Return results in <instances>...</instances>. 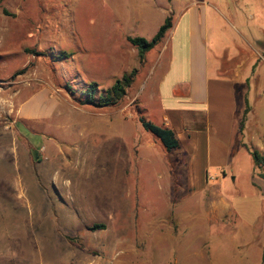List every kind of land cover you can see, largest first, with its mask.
<instances>
[{
	"label": "rangeland",
	"instance_id": "rangeland-1",
	"mask_svg": "<svg viewBox=\"0 0 264 264\" xmlns=\"http://www.w3.org/2000/svg\"><path fill=\"white\" fill-rule=\"evenodd\" d=\"M193 9L212 71L240 83L236 151L196 186L115 123L145 116L167 63L160 44L142 63L128 38L151 40ZM134 70L118 105L86 104L91 83L98 101ZM40 91L60 101L44 125L20 118ZM253 150L264 155V0H0V264H264Z\"/></svg>",
	"mask_w": 264,
	"mask_h": 264
},
{
	"label": "crops",
	"instance_id": "crops-1",
	"mask_svg": "<svg viewBox=\"0 0 264 264\" xmlns=\"http://www.w3.org/2000/svg\"><path fill=\"white\" fill-rule=\"evenodd\" d=\"M193 11L174 18L172 28L160 43L167 63L157 67L160 77L156 90L144 104V117L173 130L180 147L167 151L151 132L143 128L138 116L136 120L120 116L115 123L121 137H147L148 145L159 150L154 161L168 172L176 171L184 180L189 171L190 183L196 186L197 177L205 179L213 164L229 165L230 156L236 151L235 118L240 83L226 77L217 65L212 71L205 24ZM243 85V89L248 90L244 93L246 99L250 87ZM48 100L53 108L46 104ZM59 103L54 95L48 92L44 95L40 91L22 105L20 118L42 125L51 123ZM71 116L76 118L74 113ZM131 152V159L138 158L136 150ZM220 170L224 171V168Z\"/></svg>",
	"mask_w": 264,
	"mask_h": 264
},
{
	"label": "trees",
	"instance_id": "trees-1",
	"mask_svg": "<svg viewBox=\"0 0 264 264\" xmlns=\"http://www.w3.org/2000/svg\"><path fill=\"white\" fill-rule=\"evenodd\" d=\"M7 14V11H5ZM173 26V18L168 16L163 25L159 28L158 32L151 40H147L143 37H129L128 41L131 45L137 48L139 53V58L141 62H145L147 53L159 45L165 38L167 32ZM72 55L67 52H62L59 56L60 60L68 59ZM137 71L134 70L130 74H124L122 78L117 79L115 84L106 91V95L101 94L99 100H96V94L98 91L97 83H91L88 90L85 93L86 104L93 105L96 108H108L119 104V102L126 96L128 88H130L135 80ZM143 128L151 132L164 146L167 151H172L180 147V142L177 139L173 130L169 128H164L154 124L153 122L147 120L144 116L139 118ZM251 154L255 160V164L258 167L264 165V155L260 154L257 150L251 151ZM96 229H104V225H95L93 227Z\"/></svg>",
	"mask_w": 264,
	"mask_h": 264
}]
</instances>
